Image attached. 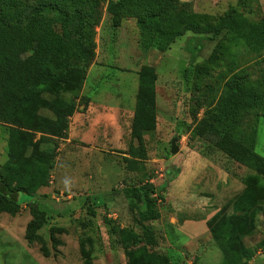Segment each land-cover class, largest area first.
I'll list each match as a JSON object with an SVG mask.
<instances>
[{"label":"rangeland","instance_id":"374dc122","mask_svg":"<svg viewBox=\"0 0 264 264\" xmlns=\"http://www.w3.org/2000/svg\"><path fill=\"white\" fill-rule=\"evenodd\" d=\"M41 6L46 16L54 15L57 7L68 12L80 8L93 57L81 91L63 95L74 102L66 138L43 144L56 153L47 185L31 197L21 195L14 216L0 213V264H127L121 232H140L131 209L143 211L145 205L129 199L125 191L144 183L154 188L152 197L160 215L146 223L157 235L155 250L167 255L170 264H222V251L211 238L208 222L225 207L230 212V203L245 186L264 187V179L229 160L193 130L219 101L225 84L240 75L245 86L262 97L261 106L245 116L242 128L248 131L257 119L255 151L264 157V48L252 51L249 42L227 33L214 37L186 32L167 51L158 53L144 49L137 19L156 11L163 27H176L178 21L213 25L232 11L241 35L250 31L264 35V0H0V10L11 21L24 19L32 7ZM217 45L221 46L216 52L219 59L210 64L207 58ZM144 67L157 75L155 124L140 130V145L131 131L138 77ZM90 68H95L94 73L87 76ZM198 70H206L207 75L196 79ZM91 96L123 103L112 114L119 120L118 128L105 131L100 123L96 131H90ZM39 113L51 116L45 109ZM6 131L0 123L2 144ZM6 159L4 144L0 168ZM32 203L45 212L37 234L46 253L41 243L25 240ZM262 204L253 230L241 239L254 251L246 264H264Z\"/></svg>","mask_w":264,"mask_h":264},{"label":"trees","instance_id":"16d2710c","mask_svg":"<svg viewBox=\"0 0 264 264\" xmlns=\"http://www.w3.org/2000/svg\"><path fill=\"white\" fill-rule=\"evenodd\" d=\"M237 16L229 11L213 25H201L195 21L177 22L176 27H163L158 12L137 19L144 49L158 53L167 51L170 45L186 32L218 36L227 33L250 43L252 51L264 48V35L250 31L241 35ZM86 17L80 8L68 12L57 7L54 15L46 16L41 7H32L24 19L11 21L0 10V123L6 125L7 159L0 168V213L15 215L21 195L31 197L46 186L55 158V150L44 148L54 139H65L68 117L73 113L72 98L77 95L86 78V69L93 53L85 29ZM217 45L207 58L215 64L219 59ZM206 70L195 72L199 79ZM157 75L151 67H144L139 74V91L136 96V112L132 136L142 144L141 129L153 128L155 122L154 87ZM43 95L51 97L43 99ZM262 97L252 87H246L240 75L233 76L224 87L215 106L196 125L193 134L205 139L229 160L246 167L264 179V157L255 151L257 119L248 131L242 127L246 115L261 106ZM45 109L51 116H42ZM37 133L41 134L36 139ZM28 155V156H26ZM29 160L26 164L24 161ZM169 176V173L166 174ZM153 187L144 183L128 188L125 195L145 205V210L131 209L134 222L140 232L123 230L127 264H170L167 255L155 250L158 238L146 223L159 219ZM264 187L249 184L236 200L208 222L211 238L222 251V264H246L254 251L246 248L242 237L254 228V218L263 210ZM32 220L25 228L28 243L39 242L46 247L37 231L43 226L45 212L34 203L29 205ZM86 258L88 253L84 252ZM245 259V261H243Z\"/></svg>","mask_w":264,"mask_h":264},{"label":"crops","instance_id":"0c3cea01","mask_svg":"<svg viewBox=\"0 0 264 264\" xmlns=\"http://www.w3.org/2000/svg\"><path fill=\"white\" fill-rule=\"evenodd\" d=\"M94 70L95 68H90L87 76H89V73H94ZM96 74H98V71H96ZM122 104L121 101H112L103 97L91 96L89 98V108L87 111L88 115L91 117L89 118L90 120H88L90 131H96L95 128L98 127L100 123L105 124L103 128L105 131L112 128V126L118 128L119 120L112 114L118 113L121 110ZM72 131L77 130L74 128ZM78 131L84 130L83 128H80ZM4 144H6V142ZM4 144L0 143V148H3Z\"/></svg>","mask_w":264,"mask_h":264},{"label":"water","instance_id":"95a60500","mask_svg":"<svg viewBox=\"0 0 264 264\" xmlns=\"http://www.w3.org/2000/svg\"><path fill=\"white\" fill-rule=\"evenodd\" d=\"M177 151V146L175 145V139L171 141V153L174 154Z\"/></svg>","mask_w":264,"mask_h":264}]
</instances>
